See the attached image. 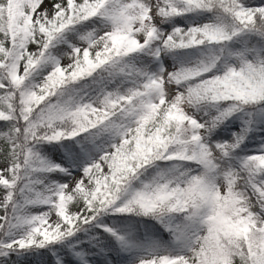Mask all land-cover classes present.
Listing matches in <instances>:
<instances>
[{
    "label": "snow or ice",
    "instance_id": "6c2138e0",
    "mask_svg": "<svg viewBox=\"0 0 264 264\" xmlns=\"http://www.w3.org/2000/svg\"><path fill=\"white\" fill-rule=\"evenodd\" d=\"M0 264H264V0H0Z\"/></svg>",
    "mask_w": 264,
    "mask_h": 264
}]
</instances>
